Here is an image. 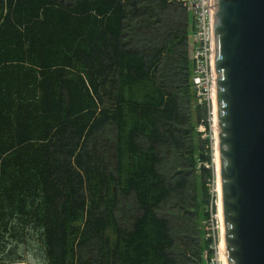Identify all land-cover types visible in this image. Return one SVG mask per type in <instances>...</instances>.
Segmentation results:
<instances>
[{"label": "trees", "instance_id": "obj_1", "mask_svg": "<svg viewBox=\"0 0 264 264\" xmlns=\"http://www.w3.org/2000/svg\"><path fill=\"white\" fill-rule=\"evenodd\" d=\"M192 31L178 0H0V264L210 259Z\"/></svg>", "mask_w": 264, "mask_h": 264}, {"label": "water", "instance_id": "obj_2", "mask_svg": "<svg viewBox=\"0 0 264 264\" xmlns=\"http://www.w3.org/2000/svg\"><path fill=\"white\" fill-rule=\"evenodd\" d=\"M209 2L226 262L264 264V0Z\"/></svg>", "mask_w": 264, "mask_h": 264}, {"label": "rangeland", "instance_id": "obj_3", "mask_svg": "<svg viewBox=\"0 0 264 264\" xmlns=\"http://www.w3.org/2000/svg\"><path fill=\"white\" fill-rule=\"evenodd\" d=\"M194 33L190 37V41L192 44V47L194 46ZM213 113L212 109L210 112L208 111V115L206 118V122L208 123V127L205 126L204 123H200L197 127L198 132L201 133L202 137L209 136L210 138V150H211V171H212V178L209 180L207 186H209L210 192H211V198H213L211 201L208 210L210 211V217L198 220V225L202 230L203 236L208 237L211 236L214 239L213 243V253L210 256V259H208V255L204 254L206 257L205 264H224L222 259V250L220 249V245L222 242V217L219 215L218 217V202H219V208H221L220 199L218 198L219 195V189H218V180H217V166H216V157L215 154H217V142L215 140L214 142V129H213ZM215 148V149H214ZM206 149V147H205ZM209 164H205V167H208ZM213 193V195H212ZM215 196V198H214ZM220 242V243H219ZM16 255L21 258L19 261L11 262L8 264H46L44 253L42 249H40L38 243L36 240H34L32 243L27 242L23 243L21 246H17L15 248ZM21 255V257H20Z\"/></svg>", "mask_w": 264, "mask_h": 264}, {"label": "built area", "instance_id": "obj_4", "mask_svg": "<svg viewBox=\"0 0 264 264\" xmlns=\"http://www.w3.org/2000/svg\"><path fill=\"white\" fill-rule=\"evenodd\" d=\"M188 10L194 5L193 83L199 101L206 100L209 112L215 101V71L213 52V6L209 0H178ZM214 94V95H213Z\"/></svg>", "mask_w": 264, "mask_h": 264}, {"label": "bare ground", "instance_id": "obj_5", "mask_svg": "<svg viewBox=\"0 0 264 264\" xmlns=\"http://www.w3.org/2000/svg\"><path fill=\"white\" fill-rule=\"evenodd\" d=\"M191 14L195 15V9H194V5H191L190 8H189ZM214 95V94H213ZM212 113H213V129H214V142L216 140V119H215V101L214 99L212 100ZM217 142V141H216ZM217 146V145H216ZM215 149V148H214ZM216 157V166H217V180H218V189H219V195H220V182H219V159H218V149H217V154H215ZM218 195V197H219ZM220 199V197H219ZM219 215L222 217V214H221V208H219V202H218V217ZM221 232H222V242H221V245H220V249L222 250V259H223V263L224 264H227L226 262V252H225V248H224V241H223V226L221 225ZM220 243V242H219Z\"/></svg>", "mask_w": 264, "mask_h": 264}]
</instances>
